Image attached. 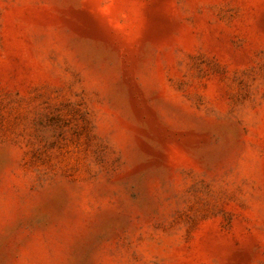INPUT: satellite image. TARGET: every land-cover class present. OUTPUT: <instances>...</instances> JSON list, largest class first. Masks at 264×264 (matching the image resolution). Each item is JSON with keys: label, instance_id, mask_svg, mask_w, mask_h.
<instances>
[{"label": "rangeland", "instance_id": "obj_1", "mask_svg": "<svg viewBox=\"0 0 264 264\" xmlns=\"http://www.w3.org/2000/svg\"><path fill=\"white\" fill-rule=\"evenodd\" d=\"M0 264H264V0H0Z\"/></svg>", "mask_w": 264, "mask_h": 264}]
</instances>
